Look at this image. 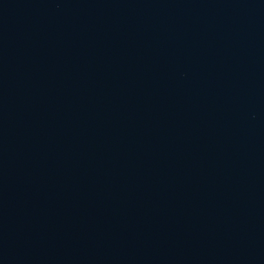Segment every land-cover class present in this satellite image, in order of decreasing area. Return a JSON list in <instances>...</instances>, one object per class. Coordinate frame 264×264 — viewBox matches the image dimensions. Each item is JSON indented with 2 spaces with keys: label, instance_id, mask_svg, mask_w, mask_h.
<instances>
[{
  "label": "water",
  "instance_id": "1",
  "mask_svg": "<svg viewBox=\"0 0 264 264\" xmlns=\"http://www.w3.org/2000/svg\"><path fill=\"white\" fill-rule=\"evenodd\" d=\"M0 232L32 264H264V0H0Z\"/></svg>",
  "mask_w": 264,
  "mask_h": 264
}]
</instances>
